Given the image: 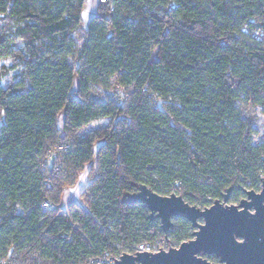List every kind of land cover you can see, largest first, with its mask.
Masks as SVG:
<instances>
[{
	"label": "trees",
	"instance_id": "obj_1",
	"mask_svg": "<svg viewBox=\"0 0 264 264\" xmlns=\"http://www.w3.org/2000/svg\"><path fill=\"white\" fill-rule=\"evenodd\" d=\"M85 3L0 0L18 24L10 44L0 33V59L14 61L0 74V264H85L192 239L188 221L164 234L127 203L140 184L202 209L228 188L231 202L261 189L264 140L245 107L264 111V0H110L77 42ZM111 87L122 102L99 92Z\"/></svg>",
	"mask_w": 264,
	"mask_h": 264
},
{
	"label": "water",
	"instance_id": "obj_2",
	"mask_svg": "<svg viewBox=\"0 0 264 264\" xmlns=\"http://www.w3.org/2000/svg\"><path fill=\"white\" fill-rule=\"evenodd\" d=\"M230 192L226 189L222 199L202 209L180 195H160L140 184L127 203L144 204L150 219L159 220L164 234L173 227V220L188 221L195 229L193 238L156 253H124L110 258L114 264H215L206 255L215 256L220 264H264V177L260 191L245 190L238 204L228 203Z\"/></svg>",
	"mask_w": 264,
	"mask_h": 264
},
{
	"label": "rangeland",
	"instance_id": "obj_3",
	"mask_svg": "<svg viewBox=\"0 0 264 264\" xmlns=\"http://www.w3.org/2000/svg\"><path fill=\"white\" fill-rule=\"evenodd\" d=\"M103 14H109V4H103L101 0H86L84 10L82 12V19L80 25L74 29L72 32V36L77 40V42H81V40L84 38L85 35V30L87 29L90 19L95 16V15H103ZM18 24L16 23L15 20H13L11 17L7 15H0V33L6 36L8 43L10 44L13 40H16L15 36V31L17 29ZM14 61L12 58H1L0 59V74L3 73V71L7 68H10L13 65ZM5 68V69H4ZM26 70L24 64H21L18 68L10 70V73L3 77V80L1 81V85L3 87H10L14 88L15 85L18 84V82L21 80L22 72ZM18 87V86H16ZM76 90H77V80L75 82V85L72 89V94L77 97L76 95ZM100 93H104L103 95L109 96L114 100H117L119 102H122L124 99L122 91L118 90L117 87H111L108 90H102L99 89ZM98 92V94H99ZM245 110L248 111V115L251 119L255 120L254 126L257 128V131H255L252 135V139L254 142H262L264 140V111L261 110V108H250L245 107ZM63 120V115L60 117V123ZM110 119L109 118H100L98 120H95L91 122L88 126L90 127H95V126H104L109 123ZM3 122V118L0 116V125ZM264 177V176H263ZM88 183V175L86 172H84L78 183L75 185V187L72 189L74 193H76L77 190L79 189H84L85 186ZM243 197H245V190L246 187H243ZM232 197V193H229V198H228V203L229 204H238L239 201L243 198L241 197L237 202H231L230 198ZM76 202L77 199H74ZM63 209V208H62ZM173 223H176V219L173 220ZM195 229L191 227L189 230V233L194 234ZM192 234V238H193ZM156 248L162 247L164 250H168L170 247L171 248H176L178 247L181 242L177 240H169L167 241L164 238H157L154 242H152Z\"/></svg>",
	"mask_w": 264,
	"mask_h": 264
},
{
	"label": "built area",
	"instance_id": "obj_4",
	"mask_svg": "<svg viewBox=\"0 0 264 264\" xmlns=\"http://www.w3.org/2000/svg\"><path fill=\"white\" fill-rule=\"evenodd\" d=\"M103 4H108L110 0H101ZM109 8L113 10V5H109ZM256 36L261 40L263 37L261 33H256ZM48 204H44V207H47ZM161 248V249H160ZM160 250H164L162 247L156 248L153 244L151 243H141L137 246V251L136 252H151V253H156L159 252ZM111 256L109 255H104L103 257L96 259V260H91L88 263L85 264H114V259L110 258ZM115 259L118 257H114ZM2 264H6V262H2Z\"/></svg>",
	"mask_w": 264,
	"mask_h": 264
},
{
	"label": "crops",
	"instance_id": "obj_5",
	"mask_svg": "<svg viewBox=\"0 0 264 264\" xmlns=\"http://www.w3.org/2000/svg\"><path fill=\"white\" fill-rule=\"evenodd\" d=\"M73 189V188H72ZM72 189H65L63 192V196H62V202H61V207L65 210L67 208V206L72 202L75 201L74 199L76 198V193H74V191H72ZM66 190L69 191L68 196L66 197V199L64 200V194L66 192ZM64 203L66 205H64Z\"/></svg>",
	"mask_w": 264,
	"mask_h": 264
},
{
	"label": "flooded vegetation",
	"instance_id": "obj_6",
	"mask_svg": "<svg viewBox=\"0 0 264 264\" xmlns=\"http://www.w3.org/2000/svg\"><path fill=\"white\" fill-rule=\"evenodd\" d=\"M204 257L208 258L209 262L215 263V264H220L219 260L215 256H206Z\"/></svg>",
	"mask_w": 264,
	"mask_h": 264
},
{
	"label": "bare ground",
	"instance_id": "obj_7",
	"mask_svg": "<svg viewBox=\"0 0 264 264\" xmlns=\"http://www.w3.org/2000/svg\"><path fill=\"white\" fill-rule=\"evenodd\" d=\"M68 193H69V191L68 190H66V192H65V194H64V200L66 199V197L68 196ZM64 205H66L65 203H64Z\"/></svg>",
	"mask_w": 264,
	"mask_h": 264
}]
</instances>
